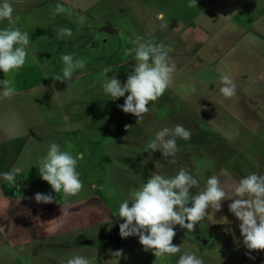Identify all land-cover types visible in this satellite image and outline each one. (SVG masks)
Masks as SVG:
<instances>
[{"label":"rangeland","instance_id":"1","mask_svg":"<svg viewBox=\"0 0 264 264\" xmlns=\"http://www.w3.org/2000/svg\"><path fill=\"white\" fill-rule=\"evenodd\" d=\"M263 1L259 13L248 19L257 23L253 30L264 38ZM10 2L14 26L28 33L29 45L23 67L0 73V80L11 81L15 89L10 97L0 96V172L18 169L15 182L0 180V264H67L77 255L88 264H176L187 253L203 264H264V250L244 246L239 222L228 210L231 198L222 201L219 210L206 209L190 233L174 226L171 243L180 249L176 254L154 256L144 250L137 236H119L118 225L123 222L116 216L119 203L153 174L172 176L183 167L198 181L189 189L190 195L202 191L210 175H216L227 189L242 176L264 174V93L254 97L253 105L231 97L218 102L222 95L208 103H186L194 84L188 78L179 81L184 72L176 71L173 83L170 80L157 100L150 102L143 119L136 121L118 107L124 97L111 100L102 90L105 75L115 74L123 83L131 72L133 54H125L133 42L138 37L156 39L164 32L159 25L171 17L186 18L185 5L180 0H149L152 9L145 10L133 3L129 9L121 0ZM57 4L63 11L53 15ZM157 13L167 17L157 20ZM7 26L6 20H0V27ZM59 28H70L71 36L59 35ZM257 48L261 69L262 38ZM67 53L85 64L64 80L60 57ZM247 59L244 79L237 76L244 83L246 76L256 79L259 70L257 64L251 65V54ZM206 71L199 72L200 91L202 83L208 87L211 78L214 86L218 81ZM237 79H232L235 84ZM253 87L264 90V76ZM174 91L183 100L170 97ZM246 96L252 95L247 92ZM176 124L189 130L191 137L177 140L173 157L165 159L159 150L147 149L157 130ZM52 142L72 155L82 154L76 166L82 188L76 195L53 193L39 177L37 166ZM35 193L54 199L36 202Z\"/></svg>","mask_w":264,"mask_h":264},{"label":"clouds","instance_id":"2","mask_svg":"<svg viewBox=\"0 0 264 264\" xmlns=\"http://www.w3.org/2000/svg\"><path fill=\"white\" fill-rule=\"evenodd\" d=\"M63 11L57 4L53 15ZM156 19L162 21L163 13H157ZM0 20L8 22L7 27H0V73H11L25 65L28 57L29 35L14 26V9L10 0H0ZM161 28L167 27L161 23ZM59 35L71 36L70 28L57 29ZM134 47L127 49L133 54L135 63L123 83L113 74L106 76L102 90L111 100L124 97L123 104L118 105L124 113L143 119V114L165 91L171 80L175 66L168 62L170 49L151 41H142L139 37L133 42ZM62 77L72 78L75 70L84 67L85 61L71 53L62 54ZM151 61V63H149ZM107 70H105V74ZM58 81L60 77L56 78ZM219 93L225 97L235 95L236 85L227 74L219 76ZM15 89L9 80H0V96L10 97ZM125 93L127 95L125 96ZM191 133L182 124L173 127H162L155 132L154 138L147 144L152 152L159 150L161 157H173L178 150L177 140L188 141ZM82 154H70L52 142L48 145L46 155L37 166L41 180L50 185L53 193L76 195L82 188L80 173L76 170ZM174 163V160L169 161ZM18 169L0 172V180L15 182ZM198 183L196 177L183 167L175 175L164 176L153 174L135 191L129 199L119 203L116 216L123 218L118 225L119 236L126 238L137 236L144 250L152 251L154 256L176 254L179 246L171 243L174 226L190 233L206 215V209H220L221 202L230 199L228 210L238 220V229L243 244L248 250H264V174L252 172L234 180L227 189L221 185L216 175H210L202 191L190 195L189 189ZM36 202L50 203L54 197L50 194L35 193ZM190 203V206H188ZM3 228L0 227V232ZM115 254L120 256V252ZM67 264H88L83 256H73ZM176 264H203V261L192 253L181 254Z\"/></svg>","mask_w":264,"mask_h":264},{"label":"crops","instance_id":"3","mask_svg":"<svg viewBox=\"0 0 264 264\" xmlns=\"http://www.w3.org/2000/svg\"><path fill=\"white\" fill-rule=\"evenodd\" d=\"M121 1L129 9L132 7L131 3L136 8L152 9L149 6V0ZM150 1L153 2V0ZM180 1L188 10V16L179 20L169 18V21L164 23L167 27L161 28L164 32L160 31L157 38L150 41L153 44H160L170 49L168 54L169 63L176 67L171 78L172 83L174 77L177 76V74L175 75L177 71L179 74L184 72L179 81H185L188 78L194 84V93H189L186 103H198V101L208 103V100L219 98L221 96L218 90L220 87L219 76L222 73L227 75L230 73L232 79H237L239 75H242L244 79V65L249 64L247 57L251 54V65L255 63L259 68L258 72L255 73L257 78L249 79L246 76L248 80L245 83L243 80L237 79L235 84L236 96L233 95L231 98L242 99L239 103L255 104L254 100L256 98L254 97H259L257 95L260 94L261 97L264 93L263 88L255 89L253 87V82L257 81L259 76H264V68L260 69L259 67L260 53L257 48L258 39L262 38L264 40V38L253 30L257 23L253 20L250 21L248 16L252 13H259L260 0ZM164 17H167L166 13L163 14ZM192 30H195V33L191 32ZM246 36L248 42L244 45L243 39ZM141 40L143 41V38ZM254 43H256L255 47H253ZM127 56L128 54L125 57ZM262 59L264 60V56H262ZM127 63L130 66L129 62L125 64ZM203 69L207 70L205 73H208V75H214L218 81L214 86L212 82L214 78H211L208 87L201 82L203 88L200 91L198 82L202 77H200L199 72ZM244 89L246 93L249 92L252 96H246V93H243ZM170 97L183 100L178 91H174ZM223 98V96L220 97L218 102H221ZM224 111L227 110L224 109Z\"/></svg>","mask_w":264,"mask_h":264}]
</instances>
